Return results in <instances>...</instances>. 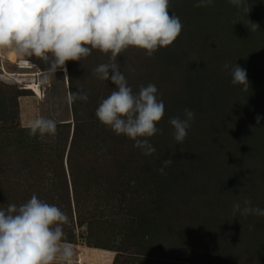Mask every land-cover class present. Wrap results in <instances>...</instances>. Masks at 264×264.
Listing matches in <instances>:
<instances>
[{
  "label": "trees",
  "instance_id": "16d2710c",
  "mask_svg": "<svg viewBox=\"0 0 264 264\" xmlns=\"http://www.w3.org/2000/svg\"><path fill=\"white\" fill-rule=\"evenodd\" d=\"M56 4L73 127L0 134V232L77 244L75 224L87 247L264 264V0Z\"/></svg>",
  "mask_w": 264,
  "mask_h": 264
},
{
  "label": "rangeland",
  "instance_id": "374dc122",
  "mask_svg": "<svg viewBox=\"0 0 264 264\" xmlns=\"http://www.w3.org/2000/svg\"><path fill=\"white\" fill-rule=\"evenodd\" d=\"M12 7L16 12V20L20 19L23 22H25V20L31 22V28H35L33 29L34 37H41L42 34L47 49L50 50L51 54L55 49L57 56L56 58L53 56V58L56 60L52 58L50 61V68H56L60 65L61 68L58 69V71H50L48 67L43 76L34 77L24 72L30 69V67L32 68V65L34 67L32 59L29 57H22L24 60H29V67L27 68L18 67L20 64V62H18L20 57L14 59V52H9L8 54V59L10 61L6 59L0 61V93L3 92L5 96H10L13 98L12 102L16 103V107H12L13 118L11 120L7 119L5 122L0 121V134L4 136L8 130L22 126H45L68 122V120L71 121V134L73 119L67 87L68 76L64 67L61 35L56 22V0H13ZM37 23L43 25L44 28L42 31H36L37 27H39ZM10 28H22L14 32L17 38L25 36L27 33L31 35L29 30L26 33L25 25L15 26L14 24H10ZM58 60L60 62H58ZM37 72L39 73L41 70H37ZM72 74L73 77H71V79L73 78L72 80L74 81L77 77L75 72ZM143 74L144 76H137L136 80L144 82L148 78H151L148 74ZM30 84L39 86L38 95L35 94L33 88L28 87ZM187 110H189V107ZM218 129L219 126H213L211 131L216 134ZM51 140L52 139H49L47 136L42 140L44 143V146L42 144V148H45V151L48 147L57 143L56 140ZM11 154L13 155L11 158H18V160H15V163L18 164L15 166V168H17L24 159H27L28 150L19 149V152H11ZM21 155L23 158L20 162L19 157ZM29 161H33V159ZM27 168L22 171H16L18 173L16 175L13 172L10 173L11 171H8L11 175L5 173L6 175L3 178L6 181L8 180V183H5L3 191L6 188L9 191L17 189L20 184L17 183V181L22 182L25 180V177L31 181V176L26 174ZM43 170L47 171V169L40 167V171L43 172ZM43 175H45L44 172ZM22 183L27 184L28 182L23 181ZM42 184L44 187H49L50 185L47 179H44ZM20 185L22 186V184ZM72 227L74 232L80 235L77 244L0 232V262L4 264H170V262H162V260L167 259H163L162 256H171L168 248L164 250L158 248L159 252L153 256H149L144 252L146 248H155V242L152 240H147L144 248L128 247L125 252H122L121 249V251L117 253L110 249L85 246L81 234L84 229L77 227L75 224H73ZM172 239L164 243L165 247H170L168 244ZM114 257L116 258L115 262H113ZM254 257L256 259V256H252L249 259H254ZM146 258H148V261H145ZM181 259L185 260L183 256ZM168 261L176 262L174 259ZM184 262L185 261L180 260V263Z\"/></svg>",
  "mask_w": 264,
  "mask_h": 264
},
{
  "label": "crops",
  "instance_id": "0c3cea01",
  "mask_svg": "<svg viewBox=\"0 0 264 264\" xmlns=\"http://www.w3.org/2000/svg\"><path fill=\"white\" fill-rule=\"evenodd\" d=\"M12 1L13 0H8L6 6L4 7L5 13L3 12V9H0V61L4 59L10 61L8 59V53L14 52V59L18 57H29L32 59L34 67L32 65V68L30 67V69L24 71L31 74L30 76H43L48 67L50 71H58V69L61 68V65L56 68H50V61L53 56H55L54 58L57 56L55 49L51 54L50 50L47 49L42 34L41 37H34L35 35L33 29L35 28H31V22L26 20L23 22L20 19L16 20V12L12 7ZM10 24H14L15 26L25 25L26 33L29 30L31 35H28L27 33L25 36L18 38L15 37L14 32L17 29L21 30L22 28H10ZM37 25L39 27H37L36 31H42L44 28L43 25L40 23H37ZM54 58L53 60H56ZM58 62L60 61L58 60ZM37 70H41V72L38 73Z\"/></svg>",
  "mask_w": 264,
  "mask_h": 264
},
{
  "label": "bare ground",
  "instance_id": "6f19581e",
  "mask_svg": "<svg viewBox=\"0 0 264 264\" xmlns=\"http://www.w3.org/2000/svg\"><path fill=\"white\" fill-rule=\"evenodd\" d=\"M19 60H23V61H21V65H19L18 67H21V68H27V67H29V62L28 61H24V59L23 58H19ZM29 88H33V91L35 92V94L36 95H38V93H39V91H38V89H39V86H37V85H35V84H33V85H31L30 84V86H28ZM69 121V120H68Z\"/></svg>",
  "mask_w": 264,
  "mask_h": 264
},
{
  "label": "built area",
  "instance_id": "2783aa9c",
  "mask_svg": "<svg viewBox=\"0 0 264 264\" xmlns=\"http://www.w3.org/2000/svg\"><path fill=\"white\" fill-rule=\"evenodd\" d=\"M21 61H23V60H18V62H20V64L19 65H21L22 63H21ZM24 61H28L29 62V60H24Z\"/></svg>",
  "mask_w": 264,
  "mask_h": 264
},
{
  "label": "flooded vegetation",
  "instance_id": "af4514ba",
  "mask_svg": "<svg viewBox=\"0 0 264 264\" xmlns=\"http://www.w3.org/2000/svg\"><path fill=\"white\" fill-rule=\"evenodd\" d=\"M0 264H4V263L0 262Z\"/></svg>",
  "mask_w": 264,
  "mask_h": 264
}]
</instances>
